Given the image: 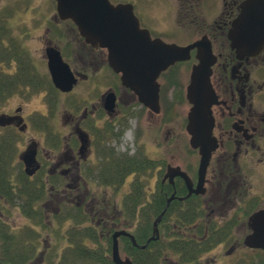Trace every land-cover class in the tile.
<instances>
[{"label":"flooded vegetation","instance_id":"flooded-vegetation-1","mask_svg":"<svg viewBox=\"0 0 264 264\" xmlns=\"http://www.w3.org/2000/svg\"><path fill=\"white\" fill-rule=\"evenodd\" d=\"M28 1L0 0V151L10 153L7 173L16 161L19 176L11 172V195L0 193V202L3 200L21 212L24 202L18 191H23L25 184L41 185L45 193L36 204L42 213L53 203L65 206L64 213L78 223L72 222L70 229L87 228L95 241L87 243L108 249L105 258L115 264L113 234L124 230L134 236L135 230L123 218L135 209H124L122 202L135 197L139 183L143 186L139 192L148 205L157 196L164 201L159 212L162 217L170 206L177 208L169 212L170 217H198L196 223L175 229L182 239L204 244L207 249L189 261L164 252L158 264H216V257L208 254L227 244L230 247L227 253L235 255L232 250L243 249L252 254L232 264H264V248L245 242L255 227L251 217L264 210V46L253 53L241 54L230 38L233 24L247 0H166L164 13L154 16L152 2L127 1L133 6L140 26L152 38L162 37L153 35L150 27L170 39L183 40L181 44L167 43L188 46L205 39L210 46L214 57L209 78L214 93L210 108L211 138L215 148L199 186L201 153L199 147L190 145L186 127L192 105L186 98V90L192 68L199 64L197 54L202 45L192 49L188 59L177 61L159 73L156 104L152 89L146 85L138 93L125 86L121 73L109 66L106 49L86 43L76 30L74 40L82 51L77 54L82 64L74 66L71 54L68 57L66 53L67 38L52 34L49 28L41 37L40 6ZM110 1L117 4L123 0ZM51 3L56 12V2ZM26 17L31 23L26 22ZM53 19L51 23L75 29L71 20H61L57 13ZM167 31L172 33L166 34ZM25 41L42 42L41 60L26 49ZM50 49L60 52L75 79L66 92L52 82L47 56ZM94 66L99 73L98 82L94 83L96 97L90 101L78 96L71 102L60 101L62 95L68 99L80 83L89 81V68ZM184 67L189 69L187 83L183 80ZM42 70L47 71L42 73L44 78ZM40 94L44 111L26 113L22 103ZM11 101L18 104L8 108ZM184 107L186 111L182 113ZM176 117L181 124L175 132L169 126ZM154 120L159 140L151 134ZM32 128L41 130V139L39 136L36 139ZM127 136L130 147L120 148ZM21 144L23 148L14 161ZM31 151L35 163L26 167L23 158ZM122 188L121 204L114 203L110 208L107 197L117 196ZM214 232L223 234L212 239L216 237L212 235ZM236 234L242 236L240 241ZM152 241L155 240L135 244L129 236L119 235L120 258H129L134 264V253L129 248L143 250ZM46 249H37L38 256L29 259L28 264H45ZM0 263L10 264L2 259Z\"/></svg>","mask_w":264,"mask_h":264},{"label":"water","instance_id":"water-1","mask_svg":"<svg viewBox=\"0 0 264 264\" xmlns=\"http://www.w3.org/2000/svg\"><path fill=\"white\" fill-rule=\"evenodd\" d=\"M54 1L59 19L71 20L86 43L106 49L109 66L121 73L122 83L138 93L145 90L144 86L147 85L149 90L152 89L153 101L156 104L159 73L177 61L188 59L190 51L202 45L197 54L199 64L192 68L186 90V98L192 105L186 128L190 135V145L200 148L198 186L201 185L211 152L215 148L211 138L213 124L210 110L214 93L209 79L214 57L205 39L188 46H178L152 38L150 32L140 26L130 3L112 4L109 0ZM230 38L237 52L241 54L253 53L264 46V0H247L244 3L233 24ZM47 56L48 69L54 85L64 92L70 90L75 79L69 65L62 60L60 52L56 49L48 50ZM142 81L146 83L143 84ZM25 156L23 161L26 167H31L35 163L34 152L31 151ZM194 191L197 193L199 190ZM162 214L155 219L152 236L148 241L159 237L158 224ZM251 224L255 227L253 233L247 237L246 244L264 248V210L251 217ZM119 235L129 236L136 244L132 235L124 230L116 231L113 234L112 259L115 264H132L129 258H120L117 242Z\"/></svg>","mask_w":264,"mask_h":264},{"label":"trees","instance_id":"trees-1","mask_svg":"<svg viewBox=\"0 0 264 264\" xmlns=\"http://www.w3.org/2000/svg\"><path fill=\"white\" fill-rule=\"evenodd\" d=\"M7 153L0 151V193L10 197L12 191L10 175L12 171L10 170L7 173V156L10 155L9 152ZM36 185L38 187H36L35 184H25L23 185V191H18L19 195H22L24 202L20 207V213L30 221L36 219L35 224H41L43 214L41 207H39L36 202L38 203V201L43 198L45 192L41 188V185ZM142 188L143 186L138 183L135 197L122 202L124 209H135L137 212L132 211L123 218L127 224H132L134 226L135 230L133 234L138 244L145 243L151 236L153 223L164 206V201L159 196L154 198L152 203L148 205L144 196L139 192ZM195 207L196 206H191V208ZM65 209H67L65 206H61L60 213H58L54 219L63 221V219L69 218L72 220V216L64 213ZM172 209L176 210L177 208L176 206L174 208L170 206L168 213L161 218L158 224L160 233L159 239L150 242L143 250L132 247L129 248L132 253H134L132 256L134 264H158V259L164 255V252H167V255H170L169 253L177 254L179 257L189 261L207 250L204 244H195L186 239H182L179 230L175 229V227L179 228L182 225L196 223L198 217H170L169 212ZM73 223L78 224L76 222ZM24 232L25 236H23ZM20 233H18V235L11 234L6 225L0 223V259L10 264H28V260L36 256L37 253H35V251H37L38 248L35 243H32L33 238H29L30 235L27 231H21ZM220 234L223 233H212V235L216 236L212 239H218L219 236H221ZM63 236L62 241L68 243L60 250L61 252H59V254L56 250V245L48 250L45 254V264H111V262L105 258V253L108 252V249H105L102 245H90L95 242L92 238L94 234L87 228L78 230L72 228L67 230V233ZM129 249L127 251H129ZM53 258L56 260L55 262Z\"/></svg>","mask_w":264,"mask_h":264},{"label":"rangeland","instance_id":"rangeland-1","mask_svg":"<svg viewBox=\"0 0 264 264\" xmlns=\"http://www.w3.org/2000/svg\"><path fill=\"white\" fill-rule=\"evenodd\" d=\"M25 2H29L28 0H24ZM34 4H39L40 6V36L43 37V34L45 32L46 28L50 29V32L52 34H61L63 37L67 38V56L69 57L70 54V59H72L73 64H75L74 66H80L82 64L80 57L77 56L78 53H80V55L82 54V51L79 49V43L76 42L75 44V40H74V31L76 29H74L71 25H65V24H55V23H51L50 21H54L53 17L55 15V8L53 6V4L51 3V0H32ZM123 1H130V0H123ZM149 2H152V14L157 15V14H163L164 13V9L166 6V0H148ZM137 8L139 9V6H137ZM26 22L31 23V21H29V18H25ZM142 24V22H141ZM142 26H144V23L142 24ZM146 27H150V26H146ZM151 32L153 35H159L161 36L164 41L166 42H173V43H178L181 44L183 40L181 39H170L166 36H163L160 34V32L153 30L151 27ZM163 31V29L161 30ZM56 32V33H55ZM172 33L171 31H167L166 34H170ZM65 45V46H66ZM73 48H72V47ZM25 47L26 49H29L30 52H32V54H35V59L36 60H41V47H42V42L40 43H36L31 42V41H25ZM64 48V47H63ZM74 50H76V53L74 52ZM37 53V54H36ZM40 56V57H39ZM43 63V62H42ZM41 63V65H42ZM96 70L95 66L94 68H89V81L87 82H82L79 84V87H77V89L74 92V95L71 97H69L68 99L66 98L67 96H63L62 95V99L60 101L62 102H71L75 99L76 96L80 97V98H84L87 97L88 100L90 99H94L97 95L96 92V85L94 83L98 82V76L99 73L94 71ZM47 72V71H45ZM44 70L41 71V75L42 78H44L43 74ZM106 72V68H104L103 73L105 74ZM94 73V74H93ZM189 74V69L186 70V68L184 67V71H183V80L185 81L184 83H187V77ZM108 79V76H107ZM106 82V78L104 75V79H103V84ZM93 84V85H91ZM102 84V86H103ZM42 94H40L37 97H34L33 100H27L24 103H22L24 111L26 113H29L33 110H40V111H44V101L42 99ZM89 100V101H90ZM18 103L15 101H11L9 104L10 106H15ZM7 108V109H8ZM178 109V108H177ZM3 110V109H2ZM181 111V110H180ZM186 111V107L183 108L182 113ZM9 113V111H8ZM35 114H37V112H34ZM62 118V116L60 117ZM157 120V118H155ZM60 124V122H59ZM180 124L181 121L179 118H175L171 121L169 128L172 129L173 131L175 130V132L178 130V128H180ZM157 128V123L154 121H152V127H151V134L153 137H156L158 140L161 138L160 137V132H158L156 130ZM35 130V131H34ZM38 129H34L32 128L31 131H34L35 137L36 139H41V134ZM184 132V130H182V133ZM28 135H26L24 137V140H26ZM185 137V136H183ZM126 137L123 138L122 141V145L120 146V148H129L130 147V140L125 139ZM23 146L22 144L20 145V149H18L16 151V156H15V160H17V155L21 152ZM11 171H13L12 173H15L17 177H19L17 175L18 169L15 170V168L17 166L16 161L11 163ZM96 186H93V190L96 191ZM123 194V188L120 190V192L117 194V196L112 195V196H108L107 200L110 203V208L113 207L114 203L117 204H121V196ZM53 203V202H52ZM0 222H5L7 225V229L9 230V232L11 234H16L18 235V233H20L21 231H27V233H29V238H33V242L35 243L38 250H44L45 248L46 251L50 250L53 246L56 245V250L59 252H61L60 250L65 246L66 242L62 241V237H64L63 235L67 233V230L70 229L71 227V223L72 220L70 219H63V221H59V220H53L54 215H56L59 212V208L62 206V204L60 206H56L55 203H53L51 206H48L47 209L44 206V212H43V219L41 221V224H35V220L30 221L29 219H27L25 216L20 214L19 209L16 208H11L9 205H7L3 200L0 202ZM64 207V206H63ZM46 216V218H45ZM64 218V216H63ZM66 218V217H65ZM3 220V221H2ZM38 222V221H37ZM121 222V221H120ZM40 223V222H39ZM21 234V233H20ZM23 235V234H22ZM27 235V234H26ZM25 236V232L24 235ZM236 238L239 239V241L242 239V236L240 234H236ZM228 245V244H227ZM227 245L225 246H218L215 250H213L211 253L208 254V257H216V264H232L234 261H236L238 258L240 257H244V256H249L252 254H248L247 252H243V249H234L232 250L234 254L231 253H227L230 250V247ZM237 253V254H236ZM38 255H36L35 257H37Z\"/></svg>","mask_w":264,"mask_h":264}]
</instances>
